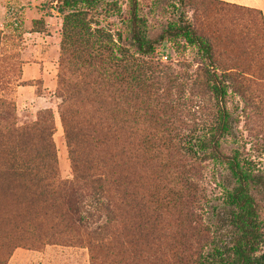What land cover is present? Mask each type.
<instances>
[{"label":"trees","instance_id":"16d2710c","mask_svg":"<svg viewBox=\"0 0 264 264\" xmlns=\"http://www.w3.org/2000/svg\"><path fill=\"white\" fill-rule=\"evenodd\" d=\"M100 1L105 0L56 1L52 8L63 16L65 41L81 36L86 25L83 9H91ZM128 1L134 53L147 56L155 52L162 39L150 40L144 35L138 2ZM241 9L258 13L264 26L259 10ZM174 36L197 48L209 64L211 72L205 76V85L213 101L215 124L207 134L193 144L185 143L183 138H170V125L158 122L160 126L155 130L163 133L162 137L143 139V87L150 80L143 79L140 70L93 74L87 90L79 81H71L59 72L58 113L69 149L72 178L63 180L58 175L50 110L39 113L31 125L14 128L12 141L8 127L1 126L4 150L0 153V230L5 222L10 223L13 204L27 211L36 202L45 216L52 218L42 244H74L72 234H80L91 253V264H264V172L238 152L227 155L222 149L221 140L231 133L232 124L224 77L214 68L212 46L186 20L174 27ZM115 67L121 64L115 63ZM80 103L90 107L97 104L94 110L99 116L82 119ZM5 106L11 108V104ZM111 113L136 119L108 121L106 116ZM185 157L192 158L195 169L199 163L213 161L228 170L232 185L226 189L222 208L217 211L216 232L206 226L165 235L163 216L176 213L177 220L191 216L188 212L183 215L193 191L179 165ZM154 160L159 167L146 197L143 162L150 166ZM116 167L120 170L115 171ZM21 180L25 181L23 185ZM163 181H167L165 185ZM88 200L94 212L83 210ZM26 227L32 235L35 227L31 221H26ZM13 243L10 241L4 252L0 250V264H5Z\"/></svg>","mask_w":264,"mask_h":264},{"label":"rangeland","instance_id":"374dc122","mask_svg":"<svg viewBox=\"0 0 264 264\" xmlns=\"http://www.w3.org/2000/svg\"><path fill=\"white\" fill-rule=\"evenodd\" d=\"M56 1L0 0V127H8L10 141L15 139L14 128L31 125L39 113L50 110L58 175L70 180L69 149L58 113L61 102L56 93L58 73L79 81L82 89L87 90L91 88L93 74L140 70L143 79L150 80L143 87V139L162 137L163 133H158L155 127L160 126L158 122H165L170 125V138H183L185 143L193 144L215 124V109L205 85V76L211 72L205 56L174 36V27L186 20L208 40L214 68L224 77L232 124L231 133L221 140L224 153L238 152L264 172V26L258 13L243 11L244 6L235 4L231 5L236 8H226L218 0H137L144 35L150 40L162 39L155 52L141 56L134 53L128 0H105L91 9H83L86 25L81 36L66 41L63 16L52 8ZM214 5L218 7L214 9ZM115 63L121 67H115ZM6 104H11V108ZM78 106L82 119L85 116L94 120L99 116L94 110L97 104ZM8 110L9 114H5ZM106 118L136 119L112 113ZM2 150L3 140L0 153ZM161 153L165 155L166 151L162 149ZM192 163V158L185 157L179 164L193 187L183 211V215L188 212L191 216L184 220H177L176 213L163 216L167 236L174 231H192L191 227L202 230L208 226L216 232V214L232 180L224 165L207 161L195 169ZM157 167L155 160L150 166L143 162L146 197ZM118 170L120 167L115 168ZM24 183L20 181L21 185ZM34 204L27 211L18 204L9 210L10 223L5 222L0 230L2 252L10 241L14 242L5 264H91V253L80 234H72L74 244H42L52 218L45 216L40 203ZM90 204L91 201H86L83 210L94 212ZM48 214L54 217L52 211ZM26 221L35 227L32 235Z\"/></svg>","mask_w":264,"mask_h":264},{"label":"crops","instance_id":"0c3cea01","mask_svg":"<svg viewBox=\"0 0 264 264\" xmlns=\"http://www.w3.org/2000/svg\"><path fill=\"white\" fill-rule=\"evenodd\" d=\"M218 1L259 10L262 13L263 21H264V0H218Z\"/></svg>","mask_w":264,"mask_h":264},{"label":"built area","instance_id":"2783aa9c","mask_svg":"<svg viewBox=\"0 0 264 264\" xmlns=\"http://www.w3.org/2000/svg\"><path fill=\"white\" fill-rule=\"evenodd\" d=\"M166 58H167V56H164V57H163V59H165V60H166Z\"/></svg>","mask_w":264,"mask_h":264}]
</instances>
